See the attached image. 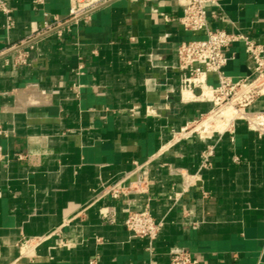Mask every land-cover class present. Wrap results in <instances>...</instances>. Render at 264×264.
<instances>
[{
    "label": "crops",
    "instance_id": "0c3cea01",
    "mask_svg": "<svg viewBox=\"0 0 264 264\" xmlns=\"http://www.w3.org/2000/svg\"><path fill=\"white\" fill-rule=\"evenodd\" d=\"M5 1L14 27L0 16V264H169L175 248L197 264H264V136L235 120L179 138L212 109L181 86L177 47L204 37L177 22L185 2L114 0L41 34L66 19L70 0ZM207 11L211 29L264 48V0ZM226 56L228 76L250 74L242 43ZM208 117L195 130L224 128ZM145 209L162 223L151 241L124 226Z\"/></svg>",
    "mask_w": 264,
    "mask_h": 264
},
{
    "label": "built area",
    "instance_id": "2783aa9c",
    "mask_svg": "<svg viewBox=\"0 0 264 264\" xmlns=\"http://www.w3.org/2000/svg\"><path fill=\"white\" fill-rule=\"evenodd\" d=\"M39 0H37L38 2ZM114 0H70L68 16L62 22L53 18L54 24L45 23L41 34L54 30L61 24H74L81 18L86 17L92 10L109 4ZM185 2L182 15L177 22L182 28L193 34H203L204 37L181 42L176 50L177 68L181 73V86L187 89L198 88L199 97L202 100L211 102L212 109L205 115L212 114L218 108L225 106L234 107L238 114L235 116L227 129L235 120L246 123L248 129L256 132L258 136H264V107L258 111H251L249 108L257 100L264 101V48L255 43L246 35L240 32L226 31L222 29H211L207 21V7L212 6L221 10L223 0H183ZM0 16L3 17V28L10 30L14 27L12 9L5 0H0ZM215 16V15H213ZM235 43H242L248 58L252 62V69L249 75L233 79L225 73L227 63L226 50ZM19 62L25 63L26 56H19ZM214 75L215 84H208L206 78ZM204 116L194 123L188 124L179 133V138L188 135L198 134L201 138H209L215 132L202 136L195 126ZM224 121V120H223ZM212 147H208L201 155L200 168L210 166ZM16 159H22L16 155ZM0 147V162H7ZM112 198H118L122 193L118 184L107 190ZM101 219L107 222L114 221V213L100 210ZM125 228L134 238L154 240L161 227V221H156L147 209L137 212H129L124 220ZM27 241L23 242L26 248ZM26 252V251H25ZM169 264H197V260L186 250L175 248L169 254Z\"/></svg>",
    "mask_w": 264,
    "mask_h": 264
},
{
    "label": "bare ground",
    "instance_id": "6f19581e",
    "mask_svg": "<svg viewBox=\"0 0 264 264\" xmlns=\"http://www.w3.org/2000/svg\"><path fill=\"white\" fill-rule=\"evenodd\" d=\"M229 113H232V115L230 116V117H228V115H229ZM237 114H238V112H237V110L234 108V107H232V106H229V107H225V106H222V107H220V108H218L217 110H215L212 114H210L209 115V120L210 119H212L213 117H215V119L216 118H218V119H220L221 120V118H223V120H224V128H221V129H213V130H211V131H209V132H207V133H200L201 135H204V136H206V135H209L212 131H214V130H217V131H221V130H223V129H225L227 126H228V124L230 123V121L235 117V116H237ZM208 120V121H209ZM217 121V120H216ZM206 123V122H205ZM222 123V122H221ZM200 124H198V127H200L199 126ZM215 125H216V122H215ZM219 125V124H218ZM217 125V126H218ZM222 125H223V123H222ZM201 126H202V124H201ZM196 127H197V125H196ZM201 128V127H200ZM219 128H220V126H219ZM197 130V129H196ZM199 130V129H198ZM203 130V129H202ZM201 130V131H202Z\"/></svg>",
    "mask_w": 264,
    "mask_h": 264
},
{
    "label": "rangeland",
    "instance_id": "374dc122",
    "mask_svg": "<svg viewBox=\"0 0 264 264\" xmlns=\"http://www.w3.org/2000/svg\"><path fill=\"white\" fill-rule=\"evenodd\" d=\"M231 115H232V113H229L228 117H230ZM206 117H207V116H204V117L202 118V120L206 119ZM202 120H200V122H201ZM220 122H224V121H223V118H221Z\"/></svg>",
    "mask_w": 264,
    "mask_h": 264
}]
</instances>
